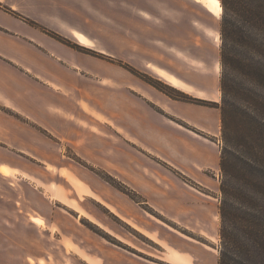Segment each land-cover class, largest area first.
Masks as SVG:
<instances>
[{"label": "rangeland", "instance_id": "374dc122", "mask_svg": "<svg viewBox=\"0 0 264 264\" xmlns=\"http://www.w3.org/2000/svg\"><path fill=\"white\" fill-rule=\"evenodd\" d=\"M74 1L85 3L84 0ZM142 1L158 8L161 17L151 18L142 31L139 23L138 26L134 24L136 28L130 37L137 41L135 49L130 45V61L117 54L105 55L91 49H83L87 52L84 53L116 64L117 67L109 69H125L146 83L150 78L170 87L142 65L144 58H148L162 65L187 88L206 95L205 98L195 96L173 86L175 91L170 90L196 99L175 100L199 109L193 112L192 118L198 125L177 119L180 123L177 128L189 133L193 145H198L199 161L191 163L184 157V136L179 133V148L171 154L173 157L155 154V149L150 146L153 145L151 137L156 141L158 133L165 127L155 115V112L161 113L152 106V115L145 120L149 135L146 146L149 145L154 153L146 151L144 155L143 148L136 142L128 143L119 138L122 134L115 135L106 127H103L109 134L106 136L87 131L82 123L106 118L108 111L113 106L117 108L119 103L122 116L126 118L130 103L122 94L127 90L120 79L106 70L104 61H92L82 55L79 45L29 16L33 9L37 11L36 15L46 16L41 3L31 4L24 0V12L16 15L36 30L18 27L16 40L22 50L13 54L17 62L4 60L6 69L0 76V95L16 104L36 106L41 114H50L56 119L72 114L79 121L71 120V126L81 129V133L73 138L78 143L77 148L83 154L92 152L93 160L100 154L103 163L95 164L77 155L69 146L72 143L55 145L43 131L40 135L29 131L21 140L0 141V264H173L169 259L172 249L186 258L188 263L184 264L193 260L188 253L196 254L200 264L218 263L222 247L218 212L222 200L220 186L227 178L219 166L225 146L220 121L221 40L218 31L223 9L220 0H210L214 2L213 9L206 6L207 0H167V4L156 0H103L105 16L98 15V18L103 22L105 33L113 30V22L106 15L110 16L112 8L117 7L121 15V37H128V28L122 24L129 12H138ZM172 5H176V11L172 10ZM2 7L14 12L7 5ZM194 20L193 26L190 22ZM37 29L49 38L42 37ZM54 34L80 52L52 45L54 40L65 43ZM142 36L145 45L139 40ZM83 39H78L80 44L91 47ZM122 40L121 51L127 52V39ZM98 103L103 108L99 109ZM0 109L7 112L1 105ZM182 111L188 112L186 108ZM115 138L120 141L117 143ZM237 139L233 142L234 149L229 147V150L234 156L248 155ZM54 146L59 148L55 152L57 158L68 166L64 171L58 172L49 165L56 161L50 155L53 150L49 151ZM161 148L165 155L169 150L167 141L162 140ZM127 155L136 170L147 165L152 167L146 180L161 181L159 186L156 183L160 188L146 189L148 197L112 173L113 163L127 166ZM209 155L211 159H208ZM190 167L198 171L199 180L183 174L184 177L180 172ZM71 177L84 183L94 196L80 194ZM105 177L115 184L121 183L131 196ZM63 194L68 201L75 202L84 215L61 202L58 198Z\"/></svg>", "mask_w": 264, "mask_h": 264}, {"label": "crops", "instance_id": "0c3cea01", "mask_svg": "<svg viewBox=\"0 0 264 264\" xmlns=\"http://www.w3.org/2000/svg\"><path fill=\"white\" fill-rule=\"evenodd\" d=\"M31 4H39L42 5V10L46 12V16H40L36 15V10H32L31 14H29L30 17L40 22L42 25L46 26L47 28H50L51 30L63 35L67 39L71 40L73 43L79 45V48L82 49L81 53L84 55L85 52L83 49H91L96 51L97 53H102L105 55H118L122 59L131 60V46L133 45V49L136 48V39L131 38V32L139 23L140 31L144 30L145 25L149 23V20L151 18H160L159 9L153 8L150 4H148L146 1H142V5L138 6V12H129L128 17L126 18V21L124 20L125 24L124 27L128 28L129 36H122L120 34V27H121V21L118 9L112 8L111 15H106V17L110 18L113 22V30L111 33H105L103 22L99 16H105V10H104V3L103 0H84L83 2H75L74 0H28ZM24 0H0V4L2 6H8L12 11L4 9L0 5V76L1 72L6 69V64L4 60H12L13 62H17L13 54L22 50L21 47H19V44L16 40L18 37V27L26 26L27 30L33 31L36 30L33 26L30 24H27L23 19H21L20 16L16 15V13L22 14L24 12V6H23ZM157 3H164L167 4V0H156ZM89 6H88V4ZM211 3V4H210ZM213 1H206V6L210 9L212 8ZM37 4V5H38ZM89 7V8H88ZM219 7V5L217 6ZM172 10H177L176 5H172ZM26 11V10H25ZM29 11V9H27ZM44 15V14H43ZM40 16V17H37ZM163 19V18H162ZM182 20V19H181ZM197 23V22H196ZM191 25H195V20L190 22ZM135 26V27H134ZM138 26V25H137ZM22 29V28H21ZM137 31V30H136ZM139 31V30H138ZM37 33L39 34V30L37 29ZM144 33V32H142ZM76 34L82 35L86 41L90 44L91 47H86L80 44L79 40H84L83 37L78 35V39L76 37ZM42 37L49 38L45 34H41ZM110 35V37H109ZM125 38L126 44L129 46L128 51H121V41L124 42L122 39ZM52 39V38H51ZM54 39H52L53 41ZM141 41V44L145 45L146 41L143 38H139ZM52 45H57L58 47H61L62 49L70 50V51H77L80 52L78 49L75 50L71 48V46H68L65 43H60L58 41L51 42ZM72 49V50H71ZM111 49V50H110ZM85 52V53H84ZM87 57H89L92 61H104L106 64V69L111 73V75L115 76L116 79H120L123 83L124 89L127 90V93L122 94L124 98H128V101L130 103L128 115L122 116L121 112V103L117 104V108L113 106V108L108 111V116L105 118H97L95 120H91V122H84L82 125L84 128L89 131L90 133H93L96 131V133L100 134V136H106L109 135L103 130V127H106L107 129H111L112 132L115 135H120V139H125L128 143L136 142L138 145H140V148H143L144 155L146 154V151L153 152L149 145L146 146L148 138V123L145 122L147 118H150L151 114V108L157 109L161 114L155 112L156 118L158 119L159 123H162L165 129H162L160 133H158V136L156 137V141H154L153 137H151V141L153 142V145H150L153 149H155V154L160 157H171L175 153L179 146L180 140L178 141V133L182 136H184L183 141V147H184V157L186 159L190 160L192 163L194 160H197L195 162L199 161V149L198 145H193L192 143V137L189 135V133L185 132L184 130H181L177 128V124H180L177 119L187 122L192 125H198L195 124L193 121L194 114L193 112H198L199 109L191 104H187L186 102H180L176 101L175 99L169 98L159 90L155 89L148 83L142 81L141 79H137L135 76L131 75L127 70L118 68V70L109 69L117 67L116 64L109 62L107 60H104V58L93 56L90 54H85ZM116 55V56H117ZM146 57V55H144ZM147 60V61H146ZM143 66L147 69V71H151L155 76H157L160 79H164L168 84L171 86L178 88L180 90H183L187 93H190L195 96L199 97H206L204 94H198V92L191 90L187 88V86L180 81L175 76L168 73V70L165 69L162 65H159L158 63L151 62L148 58H144ZM75 70V69H73ZM77 72V70H75ZM1 94V93H0ZM117 99H119V95H117ZM66 105H69L67 103H64ZM0 105L3 106V109L7 112L1 111L0 109V141L6 142L9 140H21L26 136V133L29 132L33 135H40V131L45 132L53 141L55 145L59 144V142L64 143V145H67L72 143L71 148L77 153V155L84 157L87 159V161H91L95 164H102L103 160L100 157V154H97V157L93 160V154L88 151L81 153V151L77 148L78 143L74 142L75 135L78 133H81V129L76 126H71V120L79 121V119H76L73 117L72 114L66 115L63 119H56L54 116L50 114H41V110L36 106L27 107L22 104H16L14 102H10L6 99H4L0 95ZM97 107L99 109L103 108L101 103L97 104ZM186 108V111L183 113V109ZM10 110V111H9ZM151 110V111H150ZM152 115V114H151ZM208 114V117L209 118ZM20 117L21 119H18ZM98 117V115H96ZM179 126V125H178ZM147 131V132H146ZM160 134V136H159ZM30 136V135H29ZM182 136V137H183ZM108 138V136H107ZM116 139V142L118 143L120 139ZM113 140V138H112ZM167 141V145L169 150L165 152V155H163V150L161 148V142ZM107 143V142H105ZM53 150V151H52ZM59 148H56L54 146L53 149L49 150L51 152V156L56 158L55 162H51L49 165L53 166L54 169H56L58 172L61 170L64 171L68 166L61 163L60 160L57 158V154L55 153ZM91 151V150H90ZM153 152V153H154ZM31 154V153H30ZM172 154V155H171ZM150 155V153H148ZM34 156V154H32ZM134 154H131V157H133ZM154 156V155H153ZM127 166L121 167L117 166L116 163H113V166L111 168L113 169L111 172L116 174L121 181L127 183L130 185L131 188H135L140 190L145 197H148V192L146 189H156L160 188L156 186H159L161 184L160 180H146V175H149L151 173V166L143 167L142 170H136L134 166L130 165L129 158L130 156L127 155ZM147 157V156H146ZM173 157V156H172ZM208 159H211L212 156H207ZM169 161V159H167ZM170 163H173L172 161H169ZM174 164V163H173ZM141 165L140 167H142ZM182 175H187L186 177H189V179L193 180H199V173L196 169L193 167L185 168L182 171H180ZM183 175V176H184ZM145 176V177H144ZM185 177V176H184ZM72 181L75 183L78 192L82 195H93L91 191L88 189V187L82 183L81 181L77 180L76 178L71 177ZM154 181V182H153ZM94 196V195H93ZM61 202L65 203L68 206H71V208L75 209L76 211H79L81 215H84V212L81 211V209L78 208L77 204L71 200L68 201V199L63 194L58 198ZM176 199V198H175ZM40 220H43L41 217H39ZM35 220V218H33ZM37 221V220H35ZM111 233L110 231H108ZM112 234V233H111ZM193 257V260L189 262L190 264H200L199 260L200 258L196 256V254L188 253ZM116 256V255H115ZM170 261L173 264H184L188 263L185 257L178 254L173 249L169 253ZM211 259V257H208ZM202 264V263H201Z\"/></svg>", "mask_w": 264, "mask_h": 264}, {"label": "trees", "instance_id": "16d2710c", "mask_svg": "<svg viewBox=\"0 0 264 264\" xmlns=\"http://www.w3.org/2000/svg\"><path fill=\"white\" fill-rule=\"evenodd\" d=\"M220 3V121L225 146L219 166L227 178L220 186L222 247L217 264H264V0ZM146 81L173 99L196 101L171 92L174 89L159 80ZM235 139L248 155H233L229 147L234 149ZM105 179L126 192L121 183Z\"/></svg>", "mask_w": 264, "mask_h": 264}, {"label": "bare ground", "instance_id": "6f19581e", "mask_svg": "<svg viewBox=\"0 0 264 264\" xmlns=\"http://www.w3.org/2000/svg\"><path fill=\"white\" fill-rule=\"evenodd\" d=\"M209 1H210V0H209ZM210 4H211V3H210ZM220 10H221V7L219 6V7H218V11H220Z\"/></svg>", "mask_w": 264, "mask_h": 264}]
</instances>
